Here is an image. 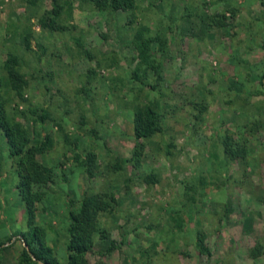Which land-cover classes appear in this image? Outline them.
Listing matches in <instances>:
<instances>
[{"label": "rangeland", "instance_id": "rangeland-1", "mask_svg": "<svg viewBox=\"0 0 264 264\" xmlns=\"http://www.w3.org/2000/svg\"><path fill=\"white\" fill-rule=\"evenodd\" d=\"M11 63L26 84L22 97L1 89L8 115L54 139L36 156L52 177L36 186L35 222L60 262L68 208L94 191L104 200L80 264H264V0H135L112 12L0 0V75ZM147 105L161 128L137 139ZM227 137L242 154L225 152ZM77 151L96 153L92 176ZM17 182L0 127V264H20L25 244L11 233L29 229Z\"/></svg>", "mask_w": 264, "mask_h": 264}, {"label": "trees", "instance_id": "trees-1", "mask_svg": "<svg viewBox=\"0 0 264 264\" xmlns=\"http://www.w3.org/2000/svg\"><path fill=\"white\" fill-rule=\"evenodd\" d=\"M81 3L89 4V7L98 10L115 11L118 9H127L134 5L135 0H79ZM55 15V14H54ZM40 17L39 20L42 26L52 27L56 20V16ZM145 27L139 28L137 31L142 34ZM145 39V38H144ZM139 52L140 62L146 63L145 70L149 67H154L150 53L147 51V39L141 41ZM145 46V47H144ZM144 48V49H143ZM146 49V50H145ZM14 64L17 63V58L11 56ZM6 66L7 76L0 75V127L2 128L6 137L9 155L12 157V162L15 165L18 182L17 188L22 196L24 209L27 215L29 229L24 232L22 230L12 231L11 234H21L24 241V247L20 253V264H80L81 256L91 248L92 239L89 237L90 229L95 222L97 210L102 206L104 198L98 192L86 191L77 199L76 204L68 208L67 216L70 223L67 226L68 240L66 248L68 250L67 259L65 262H60L55 255L54 247L47 244L45 240V228L43 225L35 222L36 202L41 201L44 191L37 189L36 186L52 177L51 168L44 166L36 156L46 149L50 148L53 143V137L49 132L42 134L39 130L33 131L34 136H30L25 131L19 132L15 127L13 120L8 115L5 106V100L2 98L4 84L9 85L10 89L22 97V89L26 84L25 79L19 74L16 66ZM136 67L133 75L138 78ZM29 111L38 116L40 121H45L48 117L47 107H41L40 112L35 107H29ZM57 123V122H56ZM59 125V124H58ZM61 125V124H60ZM159 120L156 110L147 105L143 108H136L133 118V134L137 139L151 135L157 129H160ZM228 138V137H227ZM224 140V150L232 158L242 154V150L230 138ZM82 154L77 151L74 155L78 164L85 167L89 175L94 174L96 167V153L94 151H87L84 158L80 159ZM198 241V246L203 247L210 253V249L205 246L201 239ZM115 241L112 239L108 244L107 249L114 245Z\"/></svg>", "mask_w": 264, "mask_h": 264}]
</instances>
